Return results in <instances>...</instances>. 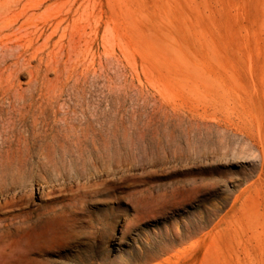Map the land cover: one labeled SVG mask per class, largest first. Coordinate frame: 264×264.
<instances>
[{"label": "rangeland", "instance_id": "rangeland-1", "mask_svg": "<svg viewBox=\"0 0 264 264\" xmlns=\"http://www.w3.org/2000/svg\"><path fill=\"white\" fill-rule=\"evenodd\" d=\"M0 10L62 22L5 75L0 212H64L0 264H264V0Z\"/></svg>", "mask_w": 264, "mask_h": 264}, {"label": "bare ground", "instance_id": "bare-ground-1", "mask_svg": "<svg viewBox=\"0 0 264 264\" xmlns=\"http://www.w3.org/2000/svg\"><path fill=\"white\" fill-rule=\"evenodd\" d=\"M30 11L31 10H25L24 16H27ZM31 17H28L25 21L22 22L19 19H13L12 16L0 10L1 93H4L7 88L5 85L6 72L13 65H18L23 57H25V54L27 52H30L34 45L40 42L41 39L44 40L43 44H49L53 39L54 33L57 31V29L62 28V22L58 21L55 27L56 30L52 33L47 34L46 29H44L43 27L40 28V24L34 22ZM27 37L29 39L25 41ZM22 114L24 115V112H22ZM11 118L12 116L10 117L9 122L12 121ZM7 122H5V124ZM11 123L12 125H9H15L14 127H16V123L14 124L13 121ZM7 130L1 133V140L2 146L9 147V151L12 150L15 146L21 145V136L15 135L14 133H12L13 135H9V133H7ZM5 132L7 133L6 135L3 134ZM29 206L30 205L27 202L8 201L5 203V206L2 207L1 211L3 212H0V259H5V257H7L6 259H8L9 256H12L20 251L25 253L28 252L30 248L42 237L52 238L51 236L53 232L57 229V220H59L60 216H62L61 214L64 213L63 211H60L61 213H59L58 211L52 210L48 212L44 222L32 221L31 219H28V214L30 212L28 210ZM23 215L24 219H22V221H16L18 217Z\"/></svg>", "mask_w": 264, "mask_h": 264}]
</instances>
